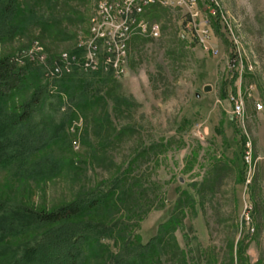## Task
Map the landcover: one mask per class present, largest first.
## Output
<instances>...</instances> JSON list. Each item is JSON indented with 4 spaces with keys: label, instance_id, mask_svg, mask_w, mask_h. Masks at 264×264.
I'll return each instance as SVG.
<instances>
[{
    "label": "rangeland",
    "instance_id": "rangeland-1",
    "mask_svg": "<svg viewBox=\"0 0 264 264\" xmlns=\"http://www.w3.org/2000/svg\"><path fill=\"white\" fill-rule=\"evenodd\" d=\"M98 1L57 0L54 14L70 17L62 21L67 37L53 41L29 25L0 41V57L13 59L33 45L40 47L46 61L28 63L39 66L54 94L55 78L46 74L50 62L86 39ZM214 1L241 54L240 78L230 72L235 47L218 16L210 43L217 53L211 54L179 38L184 26L181 10L152 5L157 7L149 9L153 16L147 19L157 22L161 35L131 40L127 70L114 79L127 107L111 111L110 101L106 108L111 126L124 129L121 137L103 148L105 133L88 130L84 137V119L76 114L66 127L69 147L54 146L50 153L60 159L54 175L33 182L11 176L9 168L0 169V199L51 209L93 190L129 164L131 178L142 186L134 192L144 188L136 203L148 202L145 214L134 209L128 213L130 234L142 243L158 237L162 251L154 264H237L240 240L250 263L264 264V0ZM201 16L209 17L207 12ZM239 84L242 94L253 85L250 96H244L243 124L232 118L226 98ZM30 90L15 93L11 101L26 99ZM61 97L63 111L68 103ZM247 140L250 167L242 158ZM175 218L176 224L165 225ZM103 242L112 254L121 253L118 239ZM109 252L95 253L85 264H104Z\"/></svg>",
    "mask_w": 264,
    "mask_h": 264
},
{
    "label": "trees",
    "instance_id": "trees-1",
    "mask_svg": "<svg viewBox=\"0 0 264 264\" xmlns=\"http://www.w3.org/2000/svg\"><path fill=\"white\" fill-rule=\"evenodd\" d=\"M57 5V0H0V41L23 33L29 25L38 27L50 40L65 39L62 21L70 17L54 14ZM151 15V10L147 11V18ZM210 18L216 28L217 15ZM54 81L53 94L39 66L0 57V169H11V176L33 182L53 176L60 159L50 153L55 147H69L66 127L76 114L84 119V137L88 130L105 133L103 148L123 134V128L111 126L106 108L111 101V111L120 112L127 102L116 93V81L108 74L74 71ZM27 88L31 90L26 99L11 101L12 95ZM62 95L68 104L60 111ZM128 167L117 170L93 190L51 209L11 205L0 199V264H85L87 257L109 252L103 241L113 238L121 242V253L110 251L104 264H154V257L162 251L158 237L142 243L130 234L128 213L134 209L145 214L148 202L136 203L143 198L144 188L141 195L134 192L142 186L137 178H131ZM177 220L168 219L165 225H174ZM236 260L237 264H251L243 240L238 241Z\"/></svg>",
    "mask_w": 264,
    "mask_h": 264
},
{
    "label": "built area",
    "instance_id": "built-area-1",
    "mask_svg": "<svg viewBox=\"0 0 264 264\" xmlns=\"http://www.w3.org/2000/svg\"><path fill=\"white\" fill-rule=\"evenodd\" d=\"M155 4L169 5V9L183 12L184 26L179 38L187 43L198 44L203 51L216 54L217 50L211 43L210 16H218L219 21L235 50L229 61L230 72L234 71L241 77L242 57L238 53L234 36L227 27L226 19L215 6L214 0H99L92 16L89 18V29L84 41H80L76 50L65 52L53 58L46 73L50 78H60L74 71L82 73L101 72L115 79L127 70L129 44L133 38L157 39L161 31H156V21H148L146 15L150 6ZM207 12L209 17L201 15ZM17 63H39L46 61V55L41 48L33 45L22 50L14 58ZM253 85H249L245 92H241L240 84L235 91L227 92L230 104V114L233 119L243 124L245 119L244 96H250ZM256 108L261 105L256 103ZM247 140L244 144L243 161L251 166L250 154H246Z\"/></svg>",
    "mask_w": 264,
    "mask_h": 264
},
{
    "label": "bare ground",
    "instance_id": "bare-ground-1",
    "mask_svg": "<svg viewBox=\"0 0 264 264\" xmlns=\"http://www.w3.org/2000/svg\"><path fill=\"white\" fill-rule=\"evenodd\" d=\"M155 5H161V6H165V7H169V5H163V4H155ZM250 147H249V144H247L246 146V154H250V161H251V152H250Z\"/></svg>",
    "mask_w": 264,
    "mask_h": 264
},
{
    "label": "water",
    "instance_id": "water-1",
    "mask_svg": "<svg viewBox=\"0 0 264 264\" xmlns=\"http://www.w3.org/2000/svg\"><path fill=\"white\" fill-rule=\"evenodd\" d=\"M208 90H209V86L207 85L204 87V91H208Z\"/></svg>",
    "mask_w": 264,
    "mask_h": 264
}]
</instances>
